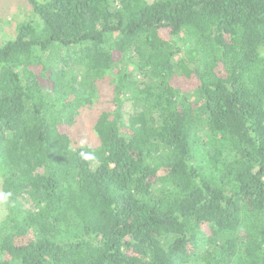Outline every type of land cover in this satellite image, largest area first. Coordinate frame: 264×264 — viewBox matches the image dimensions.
I'll return each mask as SVG.
<instances>
[{
    "label": "trees",
    "instance_id": "16d2710c",
    "mask_svg": "<svg viewBox=\"0 0 264 264\" xmlns=\"http://www.w3.org/2000/svg\"><path fill=\"white\" fill-rule=\"evenodd\" d=\"M29 2L0 41V264H264V0Z\"/></svg>",
    "mask_w": 264,
    "mask_h": 264
},
{
    "label": "rangeland",
    "instance_id": "374dc122",
    "mask_svg": "<svg viewBox=\"0 0 264 264\" xmlns=\"http://www.w3.org/2000/svg\"><path fill=\"white\" fill-rule=\"evenodd\" d=\"M119 6V0H114L113 8ZM32 5L29 0H0V41H6L15 35L17 25L20 22L34 19ZM113 87L109 84H102L99 99L95 104L84 108L78 115L76 122L70 127L71 137L74 146H98L99 140L94 129L98 116L102 111L113 110L116 105L112 103ZM125 118L128 120L133 111V101L126 100L123 104ZM2 181L0 179V221L6 215L2 205ZM25 207L33 208V203L24 195Z\"/></svg>",
    "mask_w": 264,
    "mask_h": 264
}]
</instances>
